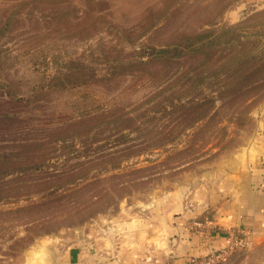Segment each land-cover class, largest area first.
Returning <instances> with one entry per match:
<instances>
[{
    "label": "rangeland",
    "instance_id": "374dc122",
    "mask_svg": "<svg viewBox=\"0 0 264 264\" xmlns=\"http://www.w3.org/2000/svg\"><path fill=\"white\" fill-rule=\"evenodd\" d=\"M259 142L264 0H0V264L134 229L151 264H264L250 231L173 257Z\"/></svg>",
    "mask_w": 264,
    "mask_h": 264
},
{
    "label": "crops",
    "instance_id": "0c3cea01",
    "mask_svg": "<svg viewBox=\"0 0 264 264\" xmlns=\"http://www.w3.org/2000/svg\"><path fill=\"white\" fill-rule=\"evenodd\" d=\"M256 150V153L249 152L244 158L238 159L241 164L237 171L226 170L221 182L213 185V190L208 191L206 199L194 208L196 211L203 212L209 205H214L216 215L213 219L193 222L195 227H208L207 230L203 231L195 228L198 234L194 238L191 237L193 248H187L186 239H184L185 237L188 238L187 234L190 233L189 228L190 225H193L192 222L186 220L177 222V229L183 237H177L173 257H184L191 252L202 253L205 250L210 251L220 247L227 248L229 242L233 239V232L237 231L246 234L250 231L255 242L264 241V142H259ZM160 209L163 210L162 207ZM164 213H166L165 223H161L160 229L162 231L165 229L168 234V213L165 209ZM136 233L137 231L134 229L132 236L130 234L128 238V242L117 239L116 243L110 244L106 235L97 234L91 238L86 236L85 239H81V243L78 245H66L57 240V244L49 247H52L55 251L54 264L153 263L146 260L152 256L148 254L151 248L147 239L140 246V252L137 251ZM107 234H109L110 240L114 241L115 234L108 232ZM146 235L141 234L144 237ZM126 242L127 245H125ZM164 247L162 245L160 248L161 251H164V254L162 252L160 260H158L160 264L163 261L168 264L169 261L168 244L166 248ZM184 260L186 259L182 258L180 261ZM33 264H49L48 256H42Z\"/></svg>",
    "mask_w": 264,
    "mask_h": 264
},
{
    "label": "water",
    "instance_id": "95a60500",
    "mask_svg": "<svg viewBox=\"0 0 264 264\" xmlns=\"http://www.w3.org/2000/svg\"><path fill=\"white\" fill-rule=\"evenodd\" d=\"M240 164H241L240 160H235L234 162L227 165V169L229 171L235 172V171H237ZM45 253L48 256V263L54 264V262H55V251H54V249L52 247H47L45 249Z\"/></svg>",
    "mask_w": 264,
    "mask_h": 264
},
{
    "label": "built area",
    "instance_id": "2783aa9c",
    "mask_svg": "<svg viewBox=\"0 0 264 264\" xmlns=\"http://www.w3.org/2000/svg\"><path fill=\"white\" fill-rule=\"evenodd\" d=\"M231 241L229 242L228 247L225 249V253H227L229 250L233 249L234 246H236V245H243V240L242 239H240V241L238 239H236L233 242H231Z\"/></svg>",
    "mask_w": 264,
    "mask_h": 264
},
{
    "label": "trees",
    "instance_id": "16d2710c",
    "mask_svg": "<svg viewBox=\"0 0 264 264\" xmlns=\"http://www.w3.org/2000/svg\"><path fill=\"white\" fill-rule=\"evenodd\" d=\"M161 51H164V49H161Z\"/></svg>",
    "mask_w": 264,
    "mask_h": 264
}]
</instances>
